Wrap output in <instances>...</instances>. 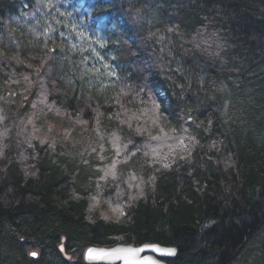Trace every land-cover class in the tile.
Wrapping results in <instances>:
<instances>
[{
    "label": "trees",
    "instance_id": "16d2710c",
    "mask_svg": "<svg viewBox=\"0 0 264 264\" xmlns=\"http://www.w3.org/2000/svg\"><path fill=\"white\" fill-rule=\"evenodd\" d=\"M119 1L0 0V264H83L114 239L176 247L174 264H235L254 238L264 250V0ZM148 92L158 124L144 129L121 100ZM33 104L117 130L124 155L103 171L71 138L28 142L15 114ZM164 139H184L186 156L165 158ZM117 195L123 215L106 220Z\"/></svg>",
    "mask_w": 264,
    "mask_h": 264
},
{
    "label": "rangeland",
    "instance_id": "374dc122",
    "mask_svg": "<svg viewBox=\"0 0 264 264\" xmlns=\"http://www.w3.org/2000/svg\"><path fill=\"white\" fill-rule=\"evenodd\" d=\"M16 81L20 85L24 86V90L22 92L28 90L31 87L29 85V78ZM6 89L8 90L6 92L9 94L11 92V85H7L5 87V90ZM121 101L124 102V104L130 103L128 106L129 111L125 112L129 124L135 123V126H138L140 128L143 127L144 129L148 124H158L157 112L159 111V106L156 99H154L150 92H148L147 98H140L135 101L131 99L130 102H128L127 100ZM121 101L120 103L116 104L117 107L121 106ZM134 107H136V110H130ZM15 122L18 124L22 134L25 136L28 142H30L31 140L47 142L52 141L54 138L63 137L71 138L78 144L82 143L84 149H88L89 151L96 150L97 158L99 159V162L101 164L100 167L103 171H106L105 169L108 168V166H106L108 161L107 158H110L113 152L119 156L124 155L121 148V140L118 135L119 132L117 130L109 131L106 133V131L103 129L101 130L100 134L99 132L96 133L95 130H97V126L99 124L98 122L94 124L93 129V126L87 124V122L81 119V117H74L64 110L53 109L49 112L48 110L45 112L44 109H41L38 105L33 104L26 111V113L21 112V114L19 115L15 114ZM158 127L156 129V132L159 130ZM90 135L94 137V141L96 140V143L92 142L91 139H89ZM164 140L165 141L163 142L162 140L160 141L159 144L162 147L158 148H164L166 150L165 158H167L168 160H173V156L184 157L187 154L186 151H189V144H186L184 139L173 141L168 139ZM105 141H107V145L111 147H107ZM155 142L156 139L153 141V143ZM98 146L101 147L99 148ZM3 153L4 150L0 144V161L3 157ZM121 204L122 203L120 201L119 195H117L115 198H111L110 201L105 204L104 208H102V214L109 219H117L122 217L123 211L121 210V208H123V206ZM95 206H97L98 208V206H100V202L96 203ZM118 209H120L121 211H117ZM261 241H259L258 238L252 239L250 244L248 245L250 250L244 249L241 255L239 254L240 256L237 255L235 264H264V250L261 249ZM261 250L262 252H260ZM253 256L256 257V259H253Z\"/></svg>",
    "mask_w": 264,
    "mask_h": 264
},
{
    "label": "bare ground",
    "instance_id": "6f19581e",
    "mask_svg": "<svg viewBox=\"0 0 264 264\" xmlns=\"http://www.w3.org/2000/svg\"><path fill=\"white\" fill-rule=\"evenodd\" d=\"M117 1V4L120 6V4H121V2L119 1V0H116ZM131 0H127V3H128V6L130 7L131 6V3L132 2H135V1H131ZM123 2H124V0H123ZM75 3L76 4H80V2L79 1H75ZM24 4L27 6V7H29L30 6V0H24ZM66 5H64V4H62L61 5V8H63V7H65ZM67 6H69V5H67ZM72 6H69V8H71ZM75 10H77V7H75L74 8ZM79 9V8H78ZM80 10V9H79ZM68 12H69V10H67ZM120 14H122L123 13V9L122 8H120L119 10H117ZM70 12H72V13H74V17H73V19H72V23L73 24H75L78 28H80V27H83V25H84V16H82L81 14H79L78 12H73V11H70ZM83 14L84 13H86L87 12V10L86 9H82V11H81ZM31 15H33L34 16V18L35 19H37V18H42V14H41V12L40 11H36V10H33L32 12H31ZM28 19L29 20H31V18H30V16L28 17ZM102 22H105L106 21V19H105V16L104 17H101V18H99ZM115 18L113 17V20H114ZM114 22V21H113ZM96 24H98V25H103V24H106V25H110V22H108V23H98V22H96ZM114 23H112L111 22V25L109 26V27H114V25H113ZM69 29L67 28V34L69 35V40L71 39V37H72V33L74 34V30H73V25L70 23L69 24ZM125 27L127 28L128 26H126L125 25ZM129 28V27H128ZM105 29H107V28H105ZM98 33H104V29H103V27H99V28H97V32H96V34H98ZM113 74L112 73V70L110 69V70H108V69H102V71L100 72V74H103V75H105V74ZM41 143H44V142H41ZM95 157L97 158V154L95 153ZM100 202V205H101V201H99V199H95L94 200V205L96 204V203H99ZM97 207V206H96ZM117 211H121L120 209H118ZM103 211H101V213H102ZM102 216L106 219V220H111V221H115V220H118V219H120V218H117V219H109V218H106V216L105 215H103L102 214ZM22 242H24V240H22ZM146 244H149V245H154V244H157V243H145V244H143V245H146ZM138 246H142V245H133V244H125V243H120V242H118V243H116V241H115V239H114V241L112 242V243H110V244H107V245H103V246H93V247H89V248H87L85 251H84V253H83V258H82V262H83V264H102L101 262H98V261H92V260H90L89 259V257H88V251H89V249H91V248H96L97 249V251H103V252H116L117 250H120V249H135L136 247H138ZM161 246H163V247H166V248H173V249H175L176 250V254H175V256L174 257H163V258H161V260H162V262H164L165 264H174L175 263V261H176V257H177V255H178V249L176 248V247H172V246H164V245H161ZM130 247V248H129ZM58 250H59V252H60V254L62 255V257L65 259V260H67V261H72L73 260V258H72V256L70 255V254H68L67 252H66V249H65V238L63 237L62 238V240H61V242H60V244H59V246H58ZM33 253H35V255H33ZM121 253H125L126 254V257H121V256H105V257H102L103 259H105V260H109V261H116V260H119L120 258H127V259H130L131 258V255H132V253H129V252H121ZM26 254L28 255V257H29V259L30 260H37L38 258H39V256H40V250L37 248V247H32V246H28L27 248H26ZM154 258H155V256H153ZM156 259V258H155ZM158 259V258H157ZM156 259V260H157ZM122 260V259H121ZM159 260V259H158ZM157 260V261H158ZM123 261V262H122ZM122 261H116V263L115 264H128V261L127 260H122Z\"/></svg>",
    "mask_w": 264,
    "mask_h": 264
},
{
    "label": "water",
    "instance_id": "95a60500",
    "mask_svg": "<svg viewBox=\"0 0 264 264\" xmlns=\"http://www.w3.org/2000/svg\"><path fill=\"white\" fill-rule=\"evenodd\" d=\"M91 249L97 250L96 248H91ZM135 249H142V251L132 253L130 259L120 258L119 260H116V261L118 262V261H122V260H127L128 264H165L164 262H162L161 258H163V257H174L176 254L175 249H174L175 254H173V255H169V254L165 253L164 251H157L156 249H161V250L173 249V248L163 247L159 244H154V245L146 244V245L138 246ZM87 253H89V251ZM119 256L126 257V254L120 253ZM153 256H155V258L156 259L158 258L159 260L157 259L158 260L157 261ZM88 257H89V255H88ZM90 260L98 261V262H101L102 264H115L116 263V261L105 260L102 257L90 259Z\"/></svg>",
    "mask_w": 264,
    "mask_h": 264
},
{
    "label": "snow or ice",
    "instance_id": "6c2138e0",
    "mask_svg": "<svg viewBox=\"0 0 264 264\" xmlns=\"http://www.w3.org/2000/svg\"><path fill=\"white\" fill-rule=\"evenodd\" d=\"M156 250L164 251L165 253L169 255L175 254L174 249H165V250L156 249ZM139 251H142V249H120V250H117L116 252H103V251H97L94 249H90L88 255L90 259H95V258H100V257H105V256H118L121 252L135 253ZM33 255H35V253H33Z\"/></svg>",
    "mask_w": 264,
    "mask_h": 264
}]
</instances>
